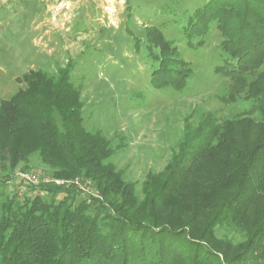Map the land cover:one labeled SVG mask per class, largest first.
Wrapping results in <instances>:
<instances>
[{"label": "trees", "instance_id": "1", "mask_svg": "<svg viewBox=\"0 0 264 264\" xmlns=\"http://www.w3.org/2000/svg\"><path fill=\"white\" fill-rule=\"evenodd\" d=\"M213 23L225 55L217 70L239 78L263 64L264 0H209L182 27L183 36L192 45ZM147 36L159 48L152 86L181 91L188 64L158 30ZM25 81V89L0 100V162L14 168L36 153L61 183L37 182L34 189L50 200L36 195L1 216L0 264L264 262V72L249 84L260 121L244 115L217 124L207 115L184 133L162 172L147 177L141 201L134 185L105 163L113 154L110 142L84 130L69 66L56 76L30 73ZM82 178L96 187L94 216L85 206L65 205ZM55 196L63 197L55 202ZM203 211L211 216L195 230L194 217ZM225 223L244 234L242 243L215 239L214 228Z\"/></svg>", "mask_w": 264, "mask_h": 264}, {"label": "rangeland", "instance_id": "2", "mask_svg": "<svg viewBox=\"0 0 264 264\" xmlns=\"http://www.w3.org/2000/svg\"><path fill=\"white\" fill-rule=\"evenodd\" d=\"M208 1L0 0V100L25 89L30 73L56 76L68 65L70 83L80 91L84 130L99 132L110 142L113 154L105 163L134 185L141 201L147 177L162 172L184 133L207 115L217 124L244 115L261 119L249 99V84L264 72V62L232 78L217 70L225 55L215 23L192 45L183 36L182 27ZM151 29L188 64L190 77L181 91L151 84L159 54L147 36ZM54 171L36 153L14 168L0 162V218L9 208L17 210L12 203L20 206L36 195L50 200L34 188L37 182L60 184ZM74 186L77 190L64 199L65 205L85 206L89 214H97L93 181L75 179ZM62 197L55 196V202ZM210 216L208 211L195 216V230ZM213 236L233 247L244 241V234L228 223L215 227Z\"/></svg>", "mask_w": 264, "mask_h": 264}, {"label": "built area", "instance_id": "3", "mask_svg": "<svg viewBox=\"0 0 264 264\" xmlns=\"http://www.w3.org/2000/svg\"><path fill=\"white\" fill-rule=\"evenodd\" d=\"M25 177V176H24Z\"/></svg>", "mask_w": 264, "mask_h": 264}]
</instances>
